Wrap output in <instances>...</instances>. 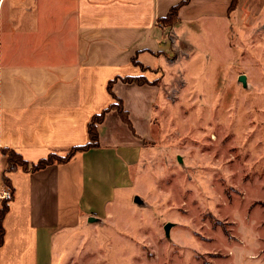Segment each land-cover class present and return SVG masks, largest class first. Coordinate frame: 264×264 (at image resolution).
<instances>
[{
	"label": "crops",
	"instance_id": "crops-1",
	"mask_svg": "<svg viewBox=\"0 0 264 264\" xmlns=\"http://www.w3.org/2000/svg\"><path fill=\"white\" fill-rule=\"evenodd\" d=\"M184 1L0 0V150L29 163L63 157L88 142L89 121L114 97L131 125L110 110L97 126L98 148L34 173H6L13 196L0 264H58V247L73 229L113 218L117 198L127 204L136 178L147 175L143 140L160 96L154 82L164 69L181 73L182 44L186 57L190 47L202 53L194 41L207 25L225 33L242 18H264V0H238L231 13L230 0H190L174 24L160 25ZM128 77L147 83L122 81Z\"/></svg>",
	"mask_w": 264,
	"mask_h": 264
},
{
	"label": "rangeland",
	"instance_id": "rangeland-1",
	"mask_svg": "<svg viewBox=\"0 0 264 264\" xmlns=\"http://www.w3.org/2000/svg\"><path fill=\"white\" fill-rule=\"evenodd\" d=\"M238 24L199 31L202 53L182 44L181 73L154 82L146 177L114 219L73 229L56 263L264 264V18Z\"/></svg>",
	"mask_w": 264,
	"mask_h": 264
},
{
	"label": "trees",
	"instance_id": "trees-1",
	"mask_svg": "<svg viewBox=\"0 0 264 264\" xmlns=\"http://www.w3.org/2000/svg\"><path fill=\"white\" fill-rule=\"evenodd\" d=\"M190 0H185L184 2L179 3L178 5L172 7L168 13V15L162 19H159L158 22L160 25L163 27H169L172 24H174L177 21V12L178 9L188 3ZM238 4V0H230V4L228 7V13L233 12ZM135 62V60H134ZM122 81L125 83H133L137 85H143L146 84L147 81L144 78H135V77H128V78H123ZM110 84L108 85V90L110 91ZM115 103L110 105L108 108L103 110L101 113L94 115L91 120L89 121L87 125V132H88V142L84 145L81 146H74L70 150L67 151L66 155L61 157L56 154H49L46 158L38 160L36 163H29L25 161L18 153L11 149L7 148H1L0 154L4 155L6 154L8 156V161H7V168L0 172V181L5 182V187H7L11 193V199L13 196V192L10 186V182L8 177L6 176L7 172H14L18 169L28 172V173H34L37 171H40L42 169H45L46 167L53 165V164H61L67 162L71 157L79 152H85L90 149L98 148V131H97V126L102 123L104 116L106 113L110 110H115L120 119L122 120L123 123H125L130 129V121L128 119V114L127 112L123 109L121 102L114 97ZM10 199V200H11ZM5 200V206L0 210V246L3 242V236H4V228L2 225L3 218L7 212L8 209V203L10 200L4 199ZM202 264H209L208 262H202Z\"/></svg>",
	"mask_w": 264,
	"mask_h": 264
},
{
	"label": "built area",
	"instance_id": "built-area-1",
	"mask_svg": "<svg viewBox=\"0 0 264 264\" xmlns=\"http://www.w3.org/2000/svg\"><path fill=\"white\" fill-rule=\"evenodd\" d=\"M2 199H7L10 200L11 199V193L9 190H6L2 193Z\"/></svg>",
	"mask_w": 264,
	"mask_h": 264
},
{
	"label": "water",
	"instance_id": "water-1",
	"mask_svg": "<svg viewBox=\"0 0 264 264\" xmlns=\"http://www.w3.org/2000/svg\"><path fill=\"white\" fill-rule=\"evenodd\" d=\"M241 82H244V76H241L240 77V79H239ZM135 202H138V199L137 198H135V200H134ZM169 227H170V225L169 224H166L165 225V228H164V230H165V232L167 233L168 232V229H169Z\"/></svg>",
	"mask_w": 264,
	"mask_h": 264
}]
</instances>
